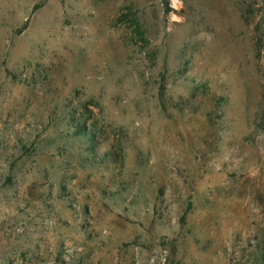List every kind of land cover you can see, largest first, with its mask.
I'll list each match as a JSON object with an SVG mask.
<instances>
[{
  "label": "rangeland",
  "instance_id": "obj_1",
  "mask_svg": "<svg viewBox=\"0 0 264 264\" xmlns=\"http://www.w3.org/2000/svg\"><path fill=\"white\" fill-rule=\"evenodd\" d=\"M0 264H264V0H0Z\"/></svg>",
  "mask_w": 264,
  "mask_h": 264
}]
</instances>
